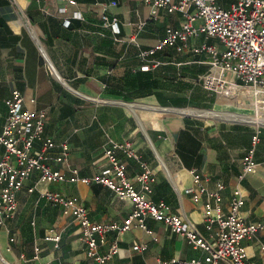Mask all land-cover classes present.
Segmentation results:
<instances>
[{
    "label": "crops",
    "instance_id": "crops-1",
    "mask_svg": "<svg viewBox=\"0 0 264 264\" xmlns=\"http://www.w3.org/2000/svg\"><path fill=\"white\" fill-rule=\"evenodd\" d=\"M74 1H77L75 5L68 0H0V132L7 116L6 101L17 90L24 96L28 108L47 112V135L58 143L69 144V165L81 177H97L111 168L105 156L110 141H129L135 148L136 159L119 153L128 177L135 180L143 164L154 168L157 182L150 200L169 204L174 214L183 217L205 239L213 242L218 226L207 230L203 204L185 193L193 187V171L209 177L206 185L211 191L216 189L217 182L226 186L224 211L228 210L232 189L240 186L247 200L241 216L248 223L264 224V113L256 112L253 99L237 104L239 96L227 102L229 98L209 92L199 83L209 69V57L194 53L193 49L204 43L220 46L218 41L198 34L182 51L168 47L158 52L154 58L162 64L143 72L141 67L145 64L139 57L140 52L164 40L168 28L181 29L186 22L182 14L155 9L144 0ZM104 14L118 19L120 42L104 27ZM22 15L40 39L58 74L90 99L75 95L57 79L26 29ZM201 25L197 21L195 26ZM134 36L137 44L130 43ZM32 99L36 100L34 105ZM124 103L134 108L129 109ZM243 106L246 109L241 112ZM160 107L249 112L256 117L255 121L263 124L255 125L252 120L225 123L160 113L157 111ZM258 128L260 141L255 151L258 166L240 182L243 159L253 147L252 136ZM3 153L4 148L0 146V157ZM158 155L167 165L166 170ZM53 166L63 169L56 163ZM34 182L35 178L28 181L19 192L18 214L8 225L11 233L17 229L22 239L25 233L31 239V252L27 258L22 255L18 264H91L80 240L78 224L72 216L63 215L60 207L42 198L38 191L29 193L28 188ZM40 189L77 199L97 222L123 223L133 211L130 201L119 199L111 189L95 182L56 183ZM146 226L152 234L135 226L128 232L111 236L100 250L102 255L108 253L116 237L121 251L107 264H164L173 259L207 258L204 251L195 249L184 236L173 233L163 223L147 219ZM51 230L61 235L58 249L44 240ZM1 233L6 244L4 247L0 235V245L7 249L9 235L4 228ZM136 244L142 245L140 251L134 250ZM36 246L41 248L38 260L33 259ZM241 246L249 263L264 264V230L258 233L257 239L242 241Z\"/></svg>",
    "mask_w": 264,
    "mask_h": 264
},
{
    "label": "built area",
    "instance_id": "built-area-1",
    "mask_svg": "<svg viewBox=\"0 0 264 264\" xmlns=\"http://www.w3.org/2000/svg\"><path fill=\"white\" fill-rule=\"evenodd\" d=\"M75 5L77 1L68 0ZM155 9L166 12L180 13L185 19L181 29L168 28L166 38L149 50H142L139 57L145 65L143 72H149L162 63L154 56L168 47L182 51L198 34L207 39L217 40L220 46L204 43L193 49L194 53L206 54L209 57V69L199 83L205 90L222 95L226 98L241 96L248 90L254 105L264 113V0H144ZM66 11L63 9V12ZM103 25L110 29L117 42L121 40L119 21L106 14L102 16ZM202 25L196 27V22ZM70 21L67 22V26ZM144 24L141 25L143 27ZM130 43L137 44L136 36ZM36 103L35 99L31 104ZM7 116L0 132V146L4 153L0 157V228L6 229L11 235L9 222L18 214V194L26 183L35 178L29 193L39 192L41 197L50 204L62 209L63 215L73 218L78 224L80 240L85 246L86 257L91 264H107L121 251L117 237L111 243L108 253H101L109 238L130 231L137 226L152 234L146 226L147 219L163 223L173 233L188 240L195 248L207 254L205 260L190 261L171 260L164 264H220L228 261L230 264H251L245 249L241 246L244 240L257 239L258 233L264 230V224L248 223L241 216V210L247 201L240 186L231 191L228 210L224 211L223 192L226 186L217 182L216 189L211 191L206 183L209 177L198 171H193V187L185 193L196 203L203 204L204 223L211 231L218 226L216 239L211 242L200 232L186 223L183 217L172 212L165 202L154 203L150 200L157 175L149 165H142V172L135 180L128 177L125 163L119 158V153L129 159H136V151L131 142L117 143L110 141V147L105 149V156L111 163V168L104 170L93 178L81 177L77 169L69 165L70 146L67 142L58 143L46 133L48 114L45 110L30 109L26 106L24 96L17 90L6 101ZM1 124V121H0ZM260 128L253 137V147L243 159L242 172L239 181L253 173L258 166L255 161L256 146L260 141ZM53 163L63 169H56ZM102 184L111 189L119 199L130 201L132 213L123 223L97 222L91 219L88 209L77 199L51 191L42 190L54 184ZM44 240L54 244L56 249L61 243V235L50 231ZM10 243L15 239L10 238ZM140 244L134 245L135 251L141 250ZM264 249V246H262ZM34 260L41 254L40 246L34 248Z\"/></svg>",
    "mask_w": 264,
    "mask_h": 264
},
{
    "label": "water",
    "instance_id": "water-1",
    "mask_svg": "<svg viewBox=\"0 0 264 264\" xmlns=\"http://www.w3.org/2000/svg\"><path fill=\"white\" fill-rule=\"evenodd\" d=\"M22 21L26 27V29L29 31V33L31 34V36L33 37V39L35 40V43L38 45V47L40 48V51L41 53L43 54V57L45 58L46 62L48 63L49 67L51 68V70L53 71L54 75L57 77V79L69 90L71 91L72 93H74L75 95H78V96H81L83 98H86V99H90V98H87L86 96L82 95L81 93H79L78 91L74 90L68 83L67 81H65L59 74L58 72L56 71L54 65L52 64V62L50 61L46 51H45V48L43 47L40 39L37 37L35 31L33 30V28L31 27V25L29 24L28 20L22 15ZM127 103H124V106H126L127 108L129 109H133V105H126ZM189 109V108H164V107H160L159 109H157L158 112L160 113H167V112H172V113H175V114H178V115H181V116H192V117H197V118H203V119H211V120H214V121H217V122H225V123H246V122H239V121H234V120H231V119H227V118H224V117H205V116H201V115H195V114H191L189 112H187L186 110ZM204 111H212V109H203ZM214 111V110H213ZM135 114V113H134ZM141 124V123H140ZM142 127V126H141ZM143 129V127H142ZM146 134V137H147V140L149 142V144L151 145V147L154 149V145L150 139V137L148 136L147 133ZM157 153V152H156ZM158 154V153H157ZM158 158L163 166V168L166 170L167 169V165H165L164 161L161 159V157L158 155Z\"/></svg>",
    "mask_w": 264,
    "mask_h": 264
},
{
    "label": "rangeland",
    "instance_id": "rangeland-1",
    "mask_svg": "<svg viewBox=\"0 0 264 264\" xmlns=\"http://www.w3.org/2000/svg\"><path fill=\"white\" fill-rule=\"evenodd\" d=\"M248 90L247 91H243V93L241 94L240 98L237 100V104H246L249 100H251V96L248 94ZM241 112L244 111V109L240 108ZM0 235H1V239L3 240L2 243L5 247V238L4 235L1 233V228H0ZM9 238H13L15 239L14 242L10 243L9 245L7 244L6 247L7 249H5L2 245V250L5 254V256L7 258H9L10 260H12V256L13 254H17L18 257L13 256L14 264H18L20 258H22L21 256L24 255L26 258L28 257L29 252H31V242H30V236L28 234H24L23 238L21 237V235L18 233V230L14 229V233L12 232L11 235L9 236ZM12 254V256H11ZM16 258V259H15Z\"/></svg>",
    "mask_w": 264,
    "mask_h": 264
},
{
    "label": "bare ground",
    "instance_id": "bare-ground-1",
    "mask_svg": "<svg viewBox=\"0 0 264 264\" xmlns=\"http://www.w3.org/2000/svg\"><path fill=\"white\" fill-rule=\"evenodd\" d=\"M234 100H236V95L232 99H228L227 102H233ZM256 105L258 106V108L255 106L256 112L257 113H262V111L259 110L260 105H261L260 104V100L257 101ZM242 108L246 109V108H244V106ZM186 111L191 113V114L201 115V116H205V117H224V118L231 119V120H234V121L236 120V121H239V122H251V120H252V123H254L255 125H260L261 126L263 124V122H261V121H255L256 117L255 116H251V114H249V112L230 113L229 111H217V110L216 111H204V110L200 111V110H192V109H187ZM228 116H231V117H228ZM260 118H262V117H260ZM241 120H245V121H241ZM0 264H14L11 260H9L5 256L1 245H0Z\"/></svg>",
    "mask_w": 264,
    "mask_h": 264
}]
</instances>
